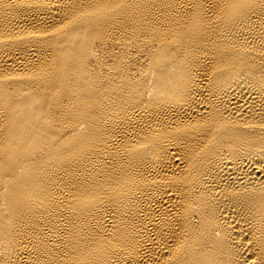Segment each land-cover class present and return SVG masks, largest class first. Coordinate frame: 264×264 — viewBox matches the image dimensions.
<instances>
[{
  "label": "bare ground",
  "instance_id": "1",
  "mask_svg": "<svg viewBox=\"0 0 264 264\" xmlns=\"http://www.w3.org/2000/svg\"><path fill=\"white\" fill-rule=\"evenodd\" d=\"M0 264H264V0H0Z\"/></svg>",
  "mask_w": 264,
  "mask_h": 264
}]
</instances>
